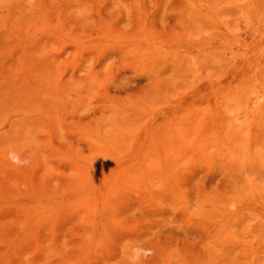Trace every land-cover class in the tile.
Listing matches in <instances>:
<instances>
[{
  "label": "rangeland",
  "instance_id": "1",
  "mask_svg": "<svg viewBox=\"0 0 264 264\" xmlns=\"http://www.w3.org/2000/svg\"><path fill=\"white\" fill-rule=\"evenodd\" d=\"M0 264H264V0H0Z\"/></svg>",
  "mask_w": 264,
  "mask_h": 264
},
{
  "label": "bare ground",
  "instance_id": "2",
  "mask_svg": "<svg viewBox=\"0 0 264 264\" xmlns=\"http://www.w3.org/2000/svg\"><path fill=\"white\" fill-rule=\"evenodd\" d=\"M3 129H4V128H0V133H2V132H3ZM3 133H4V132H3Z\"/></svg>",
  "mask_w": 264,
  "mask_h": 264
}]
</instances>
